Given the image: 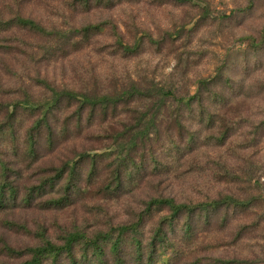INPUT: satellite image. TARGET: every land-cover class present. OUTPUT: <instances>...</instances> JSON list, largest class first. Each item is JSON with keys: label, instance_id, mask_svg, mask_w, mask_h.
<instances>
[{"label": "rangeland", "instance_id": "obj_1", "mask_svg": "<svg viewBox=\"0 0 264 264\" xmlns=\"http://www.w3.org/2000/svg\"><path fill=\"white\" fill-rule=\"evenodd\" d=\"M65 90L138 93L46 106ZM1 189L0 264L70 233L56 264H264V0H0ZM226 196L255 204L189 219L151 204Z\"/></svg>", "mask_w": 264, "mask_h": 264}, {"label": "trees", "instance_id": "obj_2", "mask_svg": "<svg viewBox=\"0 0 264 264\" xmlns=\"http://www.w3.org/2000/svg\"><path fill=\"white\" fill-rule=\"evenodd\" d=\"M179 1H190V0H179ZM20 23H26L31 25L32 27L38 28V26L36 24H34L35 22L31 21V20H27V19H19ZM259 42H255L253 39L251 40V44H253V46L255 47V45H257ZM127 51H130V47H125ZM211 82H213V78L211 79H202L199 83L201 86L205 87L207 85H209ZM136 92L135 90H131L128 92H125L119 96H100V97H92L90 95H86V94H78L74 91L71 90H65V91H61V92H53V96L52 98H50V100L48 102H46V106L47 107H51L54 106L55 104H57L60 101V98L62 96H66L68 97L69 100L71 99H77L79 100L81 103V107H83L85 104H90V105H100L102 110H107L110 106V104H114L116 105L119 101H121L122 99H124L125 101H127L129 99V97H131L132 95H134ZM201 93V90L198 91L196 94L192 95V98H196L199 96V94ZM173 97L174 99H177L176 96L171 92V91H166L163 92V98L165 97ZM191 99H185V98H181L178 99L180 106L182 107H186V108H191ZM26 106H30V104H27L26 102L23 103ZM34 107V106H33ZM209 115V119L212 118L211 113H208ZM145 116V115H144ZM147 119H144L143 117H141L139 119V122L137 124V126H141L138 130H137V134H138V138L140 140H146L150 138V133H152V126L155 127V122L152 119V116L149 117V120L145 121ZM210 121V120H209ZM138 168V167H137ZM75 172V170L73 171ZM11 189H13V187H9ZM13 192V191H12ZM4 193V189H1V195L2 196ZM151 204L154 205H159V204H167L168 206L171 207V209L173 210V213L175 215L179 214L181 212V210H184L186 212V217L189 219L190 217H192L195 213H196V208H199L198 210L202 213H204L206 215V217L209 216V212L216 209L217 207L221 206V205H227V204H231L232 206H242V205H246V206H252L253 204H255L254 201H241L238 199H235L231 196H226L222 199H218V200H214V201H210V202H203V203H198L196 205H189V204H177L172 198H161V199H154L151 201ZM192 220L187 221L186 222V231L190 232L192 229ZM129 227L128 226H122L119 228V230L122 231H126L128 230ZM124 231V232H125ZM156 236H159V240L161 242H165V240L167 239V236L163 233H161L160 231H158L156 233ZM164 236V237H163ZM84 236L80 233H70L67 238L66 241L64 243V245L61 246H57L54 245L53 243H51L50 241H47L43 246H39L36 248L32 249V253H33V257L32 259L29 261L28 264H43L42 260L45 257H50L52 258L51 264H56V260H57V256L61 255L62 252H66L67 255L72 256L73 254V247L74 244L80 240L83 239ZM91 244L93 245V247L96 249L97 252V256H102L103 253V249L102 247H100L99 242L95 241V239H92ZM155 246V243H154ZM111 249L116 253L119 251V243H113L111 246ZM153 249L150 250L149 253H152ZM150 260H153V257L149 258ZM71 264H78L75 259H72ZM97 264H106L104 261H99V263ZM119 264H124L123 261L119 260ZM148 264H154V262H149Z\"/></svg>", "mask_w": 264, "mask_h": 264}]
</instances>
